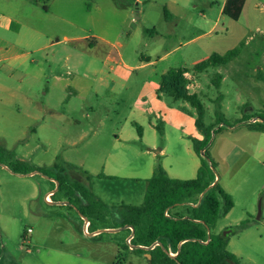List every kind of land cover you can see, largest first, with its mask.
Listing matches in <instances>:
<instances>
[{
    "label": "rangeland",
    "instance_id": "374dc122",
    "mask_svg": "<svg viewBox=\"0 0 264 264\" xmlns=\"http://www.w3.org/2000/svg\"><path fill=\"white\" fill-rule=\"evenodd\" d=\"M223 1L0 0V264H150L132 251L138 246L127 244L125 229L110 227L120 225L126 204L143 203L137 179L150 177L164 143L171 178H194L192 156L200 164L193 138L182 135L196 121L195 109L148 87L173 68L198 77L203 124L212 128L208 151L234 201L229 216L222 201L212 232L231 238L228 250L239 252L241 264H264V134L244 121L264 114V0H246L238 20L221 14ZM166 9L177 16L167 21ZM92 40L97 49L90 50ZM236 48L229 63L194 70ZM141 54L154 64L138 67ZM55 75L64 79L56 83ZM150 107L168 123L166 141L148 126ZM133 121L144 127L143 140ZM21 163L77 166L81 171L65 174L107 209L93 213L40 173H14ZM86 219L94 222L91 235ZM147 224L143 219L141 227ZM97 229L102 234H92Z\"/></svg>",
    "mask_w": 264,
    "mask_h": 264
},
{
    "label": "trees",
    "instance_id": "16d2710c",
    "mask_svg": "<svg viewBox=\"0 0 264 264\" xmlns=\"http://www.w3.org/2000/svg\"><path fill=\"white\" fill-rule=\"evenodd\" d=\"M246 0H226L222 13L232 20H238L242 14ZM171 15L165 10V17ZM240 53V49L230 50L225 56L213 54L206 61L197 64L194 70L197 73L205 71L209 67H217L229 63ZM187 69H170L161 77L159 93L172 97L174 100L189 102L196 110V125L203 132V140L194 139L193 147L200 158L201 165L196 178L182 180L171 178L163 165L158 162L154 168L153 175L147 180V188L141 205H126V215L120 216V225L110 227L111 229L125 228L131 234L128 227L134 230L131 240L138 252H146L150 255V264H240L237 257L227 250L228 237L223 233L213 234L219 219L222 201L225 204V213L234 207V201L229 193L217 182L215 173L216 163L208 151L209 135L211 127H205L203 120L206 109L201 99L196 94H191L187 89ZM222 77L217 74L216 86L220 87ZM219 108L220 105H219ZM255 118L262 119L261 122H251V118L241 119L246 121L249 128L264 132V114ZM139 132L141 127L137 126ZM157 130L163 134V126L158 124ZM67 167L54 168L32 167L21 163L19 169L13 172L20 175L40 173L58 185L78 202H84L91 208L93 213L106 210L107 206L97 201L94 195L81 181H72L65 171L72 169L81 171L77 166L66 164ZM53 169L61 174L54 176ZM89 179V174L84 172ZM102 178L116 179L101 174ZM195 195L199 198L189 202ZM72 203V202H71ZM189 205L191 208L184 213H171V210L180 206ZM85 216L84 213L81 214ZM97 217V216H95ZM146 219L147 229L141 227V222ZM89 227H92L89 225ZM127 236V237H128ZM127 239V238H126ZM157 243L156 245H153ZM128 244V243H127ZM142 247H148L145 250ZM177 254L172 257V254Z\"/></svg>",
    "mask_w": 264,
    "mask_h": 264
},
{
    "label": "crops",
    "instance_id": "0c3cea01",
    "mask_svg": "<svg viewBox=\"0 0 264 264\" xmlns=\"http://www.w3.org/2000/svg\"><path fill=\"white\" fill-rule=\"evenodd\" d=\"M225 2H226V0H224L223 1V3H222V6H221V14L223 15V13H222V10H223V7H224V4H225ZM168 12H169V14L171 15L168 19H167V21H171L174 17H176L177 16V13H172V12H170L169 10H168ZM152 32L155 34V35H157L158 34V32H155V31H152V30H150V29H146V33L147 34H152ZM66 39H68L67 37H66ZM103 41H106L105 39H102ZM88 45L90 46V50H94L95 48L97 49V47H98V42H96V40H92V41H90L89 43H88ZM239 55V54H238ZM120 58H121V56H119ZM235 58V57H234ZM71 60V57L69 56L68 58H67V61L68 62H71L70 61ZM109 60V58L107 57V60H106V63H107V61ZM115 60L117 61L118 59L117 58H115ZM141 60L143 61V63H141L140 65H138V67H141V68H144V67H147V66H149V65H153L154 64V60H152L151 59V57L150 56H145V55H143V54H141ZM233 60V59H232ZM72 63V62H71ZM73 64V63H72ZM67 67H68V69L70 70L71 69V66L70 65H67ZM75 67H77L76 65H75ZM218 67V66H217ZM111 69L112 70H114V71H116L117 70V68L116 67H114V66H112L111 67ZM197 73V72H196ZM68 75H70V72H68ZM162 77V76H161ZM54 78H55V82L57 83V82H60V81H62L63 79H64V77L62 76V75H55L54 76ZM98 78V77H97ZM186 78H187V80H188V84H187V89H188V91L191 93V94H196V95H198V97L200 98V95H199V93H198V84H197V75H192V74H190V72H188V73H186ZM104 80V77H102V76H99V81H103ZM222 80H223V78H222ZM222 80H221V82H222ZM113 81V80H112ZM160 81H161V78L158 80V81H156V80H152V81H150L149 83H148V87H149V89H150V91H153V92H156V91H158L159 92V88H160ZM113 83H114V81H113ZM108 87H111V84H108ZM167 97H169V96H167ZM172 98V97H171ZM173 99V98H172ZM201 99V98H200ZM178 101V100H177ZM184 101V100H183ZM202 101V100H201ZM186 102V101H185ZM187 103H189V102H187ZM190 104V103H189ZM191 105V104H190ZM186 109L188 110V111H190L191 112V110H189L188 109V107L186 106ZM194 109V108H193ZM137 110H140L141 112H143L144 110L143 109H137ZM264 110V109H263ZM146 112L145 113H147L148 115H149V123H148V126L150 127V129H152V130H154L156 133H158L159 134V136L163 139V140H165L166 141V128H167V125H168V123L163 119V118H161V117H155L154 115H155V111H154V109L152 108V107H150L149 109H147V110H145ZM196 111V110H195ZM193 112H194V110H193ZM89 115V114H88ZM161 115V114H160ZM196 118H197V116H196ZM262 121V119H260V118H257V119H255V118H253V120L251 121V122H261ZM167 123V124H166ZM158 124H160V125H162L163 126V134H160L159 133V131L157 130V125ZM132 125L134 126V127H136L137 128V126H139V127H141V132H139L138 131V129H137V132H138V134H140V136H136V139H140V140H143L144 139V135H145V129H144V127L142 126V125H140L139 123H137V122H135V121H133L132 122ZM195 125H196V121H193L192 122V127H191V130L190 131H187V132H182L183 134V136L185 135V136H187V137H191V138H193V140L194 139H198V140H203V136L196 130V128H195ZM197 126V125H196ZM246 126L248 127V129L249 130H251V131H255V132H258V133H260V134H264V132H261V131H258V130H253V129H251V128H249V126L246 124ZM120 139H122L121 137H119ZM183 138V137H182ZM185 139V138H184ZM187 141H190L189 140V138H188V140ZM193 147V146H192ZM186 149L188 150V153L189 154H192L193 155V151H191L190 149H189V146L187 145V147H186ZM193 149H194V147H193ZM143 153H145V154H149V150L148 149H146V150H143ZM195 150H194V155H195ZM168 155H169V153H168V151H167V146H166V143H164L162 146H161V148H159V149H157V151L153 154V157H155L156 159H158L159 160V162L163 165V167L165 168V170L167 171V173H168V175L170 176V173H169V170H168V168L166 167V165H165V162H164V160H165V158H167L168 157ZM196 155H197V153H196ZM198 156V155H197ZM193 157V161H194V164H193V168H192V170H194V171H196L194 174H193V176L192 177H194V178H196V176H197V173H198V169H199V167H200V165H201V161H200V164H199V162H198V160H197V158H194V156H192ZM154 168H155V166L152 164V162H151V168H149V172H151L150 174V177L148 178V179H150L151 177H152V175H153V172H154ZM195 174H196V176H195ZM34 174H30V176H33ZM105 176H107L106 174H104ZM107 177H115L116 179H118V177H116V176H107ZM194 178H192V179H194ZM148 179H137V181H140V182H138V183H140V185H141V188H142V191H144V194H145V191H146V188H147V180ZM178 179H180V178H178ZM182 180H184V179H182ZM188 180V179H187ZM217 182L219 183V180H217ZM223 203V202H222ZM127 205V204H126ZM186 205H180V206H178V207H176V208H174V209H172L171 210V213H181V211H182V209L185 207ZM222 206V205H221ZM233 209V208H232ZM231 209V210H232ZM232 211H229L228 213H225V216H229V214L231 213ZM184 214H186V212L184 213ZM221 217V211H220V215H219V218ZM218 221H219V219H218ZM86 222L87 223H89V225H91L92 227H93V225H94V222L93 221H90L89 222V220L88 219H86ZM89 225H88V228H87V231H88V234L89 235H91V232L89 231ZM216 226H218V222H217V225ZM125 229V228H124ZM213 229V228H212ZM212 229H211V232H212ZM111 230H113V231H111V232H116V231H118L117 229H111ZM213 234H216V233H214V232H212ZM92 234H95V235H100V234H102V230L101 229H97V230H95V231H93L92 232ZM230 244H231V238H228V245H227V250H228V248H229V246H230ZM144 249V248H143ZM145 250H148V249H145ZM132 251H134V253H136L135 252V250H132ZM229 251V250H228ZM230 252V251H229ZM233 252V254L237 257V259L239 260V252H237V251H232ZM231 252V253H232ZM141 253H144V255H146V257L148 258V260H149V254L148 253H146V252H141ZM126 261H116V262H114L113 264H127V263H125ZM239 262H240V260H239ZM128 264H133V263H128ZM241 264V263H240Z\"/></svg>",
    "mask_w": 264,
    "mask_h": 264
},
{
    "label": "built area",
    "instance_id": "2783aa9c",
    "mask_svg": "<svg viewBox=\"0 0 264 264\" xmlns=\"http://www.w3.org/2000/svg\"><path fill=\"white\" fill-rule=\"evenodd\" d=\"M49 197H50V194L47 195V199H49ZM128 228L131 230V234H130V236L127 237L126 241H127L128 244H131V240H132V238L134 236V230H133L132 227H128ZM28 232H32V229L30 228ZM156 244L157 243H155L153 245H156ZM142 248L148 249V247H142ZM176 255H177L176 253L175 254H172V257H176Z\"/></svg>",
    "mask_w": 264,
    "mask_h": 264
},
{
    "label": "water",
    "instance_id": "95a60500",
    "mask_svg": "<svg viewBox=\"0 0 264 264\" xmlns=\"http://www.w3.org/2000/svg\"><path fill=\"white\" fill-rule=\"evenodd\" d=\"M32 174H33V173H32ZM32 174H31V175H32ZM260 213H261V207H260ZM111 231H113V230H110V232H111ZM150 248H151V247H150ZM150 248H148V250H149ZM149 257H150V255H149Z\"/></svg>",
    "mask_w": 264,
    "mask_h": 264
}]
</instances>
